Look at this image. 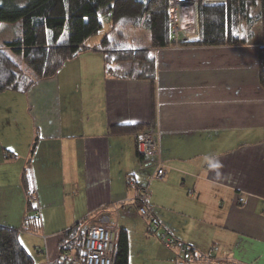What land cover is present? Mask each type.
Wrapping results in <instances>:
<instances>
[{
    "label": "crops",
    "instance_id": "obj_1",
    "mask_svg": "<svg viewBox=\"0 0 264 264\" xmlns=\"http://www.w3.org/2000/svg\"><path fill=\"white\" fill-rule=\"evenodd\" d=\"M90 40L55 76L0 93V197L11 201L0 225L22 224L26 172L41 224L20 240L36 264H59L63 232L83 222L116 223V246L126 232L114 264H176L135 202L153 169L137 141L153 130L167 173L150 183L149 201L178 237L210 254L193 264H264L258 44L158 49L151 83L108 77Z\"/></svg>",
    "mask_w": 264,
    "mask_h": 264
},
{
    "label": "trees",
    "instance_id": "obj_2",
    "mask_svg": "<svg viewBox=\"0 0 264 264\" xmlns=\"http://www.w3.org/2000/svg\"><path fill=\"white\" fill-rule=\"evenodd\" d=\"M169 1L0 0V23L18 25L15 37L0 44V93L26 92L39 80L55 76L87 50L85 42L100 33L104 17L108 28L98 48L104 52L108 77L154 83L155 51L174 45L258 44L259 82L264 88V0L200 1L197 35L183 36L178 44L171 31ZM22 185L28 197L25 214L20 227L0 225V264H36L20 240V230L36 232L41 224L26 172ZM86 227L85 222L77 223L63 232L59 264H68L69 251L83 257ZM127 249L128 237L122 231L116 250L121 254ZM198 260L207 258L197 255L189 264Z\"/></svg>",
    "mask_w": 264,
    "mask_h": 264
},
{
    "label": "built area",
    "instance_id": "obj_3",
    "mask_svg": "<svg viewBox=\"0 0 264 264\" xmlns=\"http://www.w3.org/2000/svg\"><path fill=\"white\" fill-rule=\"evenodd\" d=\"M200 1L206 0L169 1L171 31L175 44H178L183 36L197 35V7ZM159 135V132L152 130L140 134L138 139L140 154L147 157L153 165V169L147 173L146 181L138 185L137 188L135 202L138 212L147 220L150 231L158 236L163 245L168 249H175L176 264H189L197 255L209 258L210 254H198L194 246L178 237L154 213L153 206L149 201L150 183L164 178L167 173L159 149ZM117 230L116 223H100L87 226L83 239L84 255L83 257L69 255L68 264H114Z\"/></svg>",
    "mask_w": 264,
    "mask_h": 264
},
{
    "label": "rangeland",
    "instance_id": "obj_4",
    "mask_svg": "<svg viewBox=\"0 0 264 264\" xmlns=\"http://www.w3.org/2000/svg\"><path fill=\"white\" fill-rule=\"evenodd\" d=\"M213 1H221V2H223L224 0H213ZM102 22H103V25H104L103 29L100 31V33L95 34L94 36L91 37V40L89 41V45H92V46L98 45V47H99L101 39L103 38V36H104V34H105V32L107 31V28H108V23H107L106 17H104L102 19ZM17 30H18V25H15V24H12V23H7V22L0 23V44H3L5 41L13 39L15 37V35L17 34ZM138 36L141 37L140 34H138ZM98 47H96L97 50L101 51L102 49L99 50ZM96 48H94V49L96 50ZM87 50H88V48H87ZM93 66H94V69L96 68V71H97L96 64H94ZM31 185H32V183H31ZM2 195L0 197V214L2 213V209L4 207H7L6 205H8L11 202L10 200L6 199V198L9 197L8 195H5L3 198H2ZM32 195L34 196V200H35L36 197H35L34 191H32ZM0 218H2L4 220L5 217H4V215H0ZM84 226H85V224H84Z\"/></svg>",
    "mask_w": 264,
    "mask_h": 264
}]
</instances>
